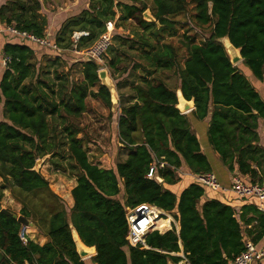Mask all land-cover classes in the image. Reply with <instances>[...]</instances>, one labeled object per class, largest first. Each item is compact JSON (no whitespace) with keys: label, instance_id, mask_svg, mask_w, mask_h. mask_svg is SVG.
<instances>
[{"label":"trees","instance_id":"obj_1","mask_svg":"<svg viewBox=\"0 0 264 264\" xmlns=\"http://www.w3.org/2000/svg\"><path fill=\"white\" fill-rule=\"evenodd\" d=\"M41 1L45 0H5L0 22L43 37L47 20L40 12ZM146 9L154 21L144 19ZM180 15L183 20L177 19ZM108 20L127 31L114 32L118 47L108 48V66L118 74L146 71L143 82L132 87L127 103L120 106L118 141L125 156L110 168L89 160L84 139L77 136L82 128L66 121L86 111L88 97L111 108L110 92L98 77L100 66L84 59L79 63L80 78H70L68 71L55 73L53 84L35 72L29 45L18 41L2 47L7 62L0 76V201L7 187L31 197L20 214L31 219L46 241L39 244L26 234L23 242L21 224L0 212V264H84L71 227L83 244L95 247L91 260L96 264H177L182 257L173 253L180 251L189 264H230L244 249L241 223L250 220L217 198L200 202L205 189L195 180L179 193L171 186L179 181L177 170L183 164L192 173L211 171L189 121L207 117V140L222 162L251 183H264V148L257 132L264 101L239 67L247 66L264 81V0H89L86 9L63 22L54 42L62 48H84ZM81 31L88 35L73 36ZM223 37L240 49V63L231 64ZM129 52L138 61L122 65ZM160 70H173L178 76L177 89L193 100L189 114L176 107L175 88L147 80ZM32 77L35 80L27 84ZM48 117L64 121L58 140L75 169L68 210L41 171L32 169L37 158L59 155ZM150 167L152 177L147 176ZM140 203L170 213L178 232L174 226L165 232L151 230L144 236L145 245H130L126 213ZM168 222L158 219L157 226L163 229ZM256 232L257 237L264 232L263 212Z\"/></svg>","mask_w":264,"mask_h":264},{"label":"rangeland","instance_id":"obj_2","mask_svg":"<svg viewBox=\"0 0 264 264\" xmlns=\"http://www.w3.org/2000/svg\"><path fill=\"white\" fill-rule=\"evenodd\" d=\"M45 1H43V5L45 8L49 9L51 7L49 4L50 1ZM177 19L183 20V15L177 16ZM194 31H196L202 37H205L208 34L205 32H201L197 28H195ZM116 32L118 34L127 33L126 30L124 31L121 28H115V33ZM182 32L183 31L180 30L181 34ZM177 38L179 37H174V40H177ZM112 45L116 48L118 47L117 42L114 43L113 40ZM123 48L126 47L123 46ZM108 50L104 56L103 64L100 65L99 69L106 70L109 77V84H111L114 89L113 98L116 99L117 103L111 106V108L109 109L99 99L88 97L86 99V111L81 116L77 118L69 117L66 121L74 123L82 128V132L78 133L77 136L84 139L83 146L87 150L89 160L94 163L105 164V166H107V163H109L112 167L113 164H115L118 160L123 159L125 156V150L122 148L121 143H119L118 141L117 118L120 113V106L121 104L123 105L127 103V100L132 95V87L137 83L143 82V78L146 76V71L142 68H139L137 70H129L124 74H118V70H115L108 66ZM35 53L37 54L36 57L38 58V60L36 61L35 72L38 73V70L40 71L39 76L41 79H44L47 82H53L54 80V84L56 83L54 74L66 73L67 71L70 75V78L77 79L81 77L79 63L75 61L72 62L74 59L81 57L74 52L67 51L65 53V58L61 57V61H59L58 64L56 63L57 57L55 53L51 52L47 48L45 49L43 47H37ZM132 60L138 61V58L134 56L133 52H129L127 56H124L125 62L122 65L126 64L130 66L132 64ZM239 67L247 68V66L243 64ZM30 79L31 81L35 80L34 77ZM117 80L119 81V83L116 86ZM147 80H155L156 82L162 81L170 88H175L176 90L179 86L178 76L173 70H160L156 74L147 77ZM53 88L55 89L56 87L53 85ZM179 92L180 91L177 90L178 95ZM186 114L189 113L187 112ZM1 118L2 114L0 106V119ZM48 119L50 135H53L56 138V152H58L59 155L53 157L51 153L47 154L48 157L40 166V171L48 180L51 190L59 196L65 208L68 210L73 203L70 191L76 182L75 169L72 168L73 162L71 161V159H69V157L67 156V152L62 146V143L58 140V138L60 137V128L64 121L60 120V117H48ZM208 119L209 117H207L205 120ZM190 120L193 119L190 118ZM55 162L59 163L60 166L55 165ZM1 184L2 180L0 178V186ZM3 193L4 195L0 201L1 207L8 208L10 211L15 212L16 214H20V209L24 204H31V197H26V193H24L19 188L15 189L7 187L4 188ZM34 201L35 198L34 200H32V202ZM160 218H164L163 215H160ZM30 227L31 226L26 227L27 235L30 234V231H27Z\"/></svg>","mask_w":264,"mask_h":264},{"label":"crops","instance_id":"obj_3","mask_svg":"<svg viewBox=\"0 0 264 264\" xmlns=\"http://www.w3.org/2000/svg\"><path fill=\"white\" fill-rule=\"evenodd\" d=\"M4 1L5 0H0V4L4 3ZM49 1H50L49 4L51 6L49 9L45 8L43 5V1H41L40 12L46 16V20H47V26L45 28L44 36L54 41L55 35L57 31L60 29L63 22L67 18L78 14L83 9H86L88 7L89 0H46L45 2H49ZM5 27L6 26L2 22H0V76L5 67L3 63L1 62L3 58L2 47L4 43L21 41L18 39L17 36L12 35L10 32L5 30ZM24 43L29 45V47L33 49L34 53L31 58V62L36 66V61L38 60V58L36 57L37 54L35 52H36L37 47L42 48V46H39L37 44L27 43V42H24ZM50 51L55 53L57 57L56 58L57 64L59 63V61H61V57L65 58V53L67 51L72 52L71 49L62 48L60 46H59V50L57 51L50 50ZM82 60L84 59L76 58L72 62L75 61V62L80 63ZM241 69L243 70V73L246 75L247 79L251 82L254 88L258 91L261 99L264 101V81L258 80L248 68H241ZM30 80L31 79H27L26 83L28 84ZM189 121L191 124L190 125L191 129L196 133V135L199 138L202 152L208 158V161L211 166V171L217 176L221 185L226 188L224 192L205 189L200 202H203L204 200L210 199V198H217L231 205L235 209L237 216L240 214H243V217L245 220L247 219L250 220V221H247L246 223L244 222L241 223L243 241L244 242L252 241L256 243L257 245H261L262 242L264 241V232L261 234V236L257 237L256 228L259 222V213L260 212L264 213V203L261 207H259V205L257 204V200L255 198L253 197L239 198L232 191L229 190V185H230L233 175L239 174V172L237 170H230L222 162L218 153L215 152L209 145L208 140H207V134H206L207 125H208L209 120H189ZM257 132L259 135V145H261L264 148V119L258 120ZM99 165L105 168L111 167V164L109 163H107V166H105V164H99ZM261 169H262V172L264 173V164L262 165ZM177 175L179 176V181L175 185H172L171 189L179 193L180 190H182L185 186H187L189 183L194 181V178H193L194 173H192L190 169L185 164H183L177 170ZM239 175L241 176L243 180L250 181V178L248 176L241 175V174ZM261 178L264 179V176L261 175ZM248 208H251L252 210H249ZM157 209L164 217L160 219L161 221L163 219L169 220L168 226H165L163 229H160V230H164L160 232H165L169 228V225H170L169 229H172V227L174 226L176 231L178 232L179 230L178 223L176 222L174 217L170 213L166 212L165 210L159 207H157ZM253 209L256 211L255 213ZM27 231L28 232L30 231V234H28L27 236H29V238H31L35 242L39 244H43L46 241V237L42 234H39L35 226L33 228L30 227L29 230ZM180 247H181V244H180ZM85 248L90 249V252L87 256L80 257L81 260H83L84 264H96L92 262L91 260V257L95 254V249L90 246H85ZM173 254L182 257V259L177 264H189L184 258L182 251L178 253H173ZM251 264H259V262L254 261Z\"/></svg>","mask_w":264,"mask_h":264},{"label":"built area","instance_id":"obj_4","mask_svg":"<svg viewBox=\"0 0 264 264\" xmlns=\"http://www.w3.org/2000/svg\"><path fill=\"white\" fill-rule=\"evenodd\" d=\"M114 24V20H108L105 23L103 31L92 44L84 48H77L73 44L71 51L79 55L82 59L92 60L100 66L103 64L104 56L112 44V38L115 32ZM5 30L17 36L22 42L37 44L52 51L59 50V46L46 36L39 37L25 30H19L13 25H7ZM81 35H88V32L81 31L74 33L73 36L78 38ZM6 62L7 58L3 55L2 63L4 66ZM147 176H153V167H150ZM193 178L204 189L221 192L226 190L212 171L194 173ZM229 190L239 198H255L259 207L264 203V183H251L250 181L243 180L239 174H235L231 179ZM160 215L162 214L157 207L149 203H140L134 208L127 209L126 220L128 232L126 239L129 244L132 246L138 244L145 245L144 236L147 232L151 230L164 231L160 230L157 226L158 219H162ZM19 236L23 242H26V227H21ZM254 261L259 262V264H264V241L261 245H257L252 241H245L244 249L234 256L231 264H251Z\"/></svg>","mask_w":264,"mask_h":264},{"label":"water","instance_id":"obj_5","mask_svg":"<svg viewBox=\"0 0 264 264\" xmlns=\"http://www.w3.org/2000/svg\"><path fill=\"white\" fill-rule=\"evenodd\" d=\"M143 17L144 19L146 20H149V21H154L155 19L153 18V16L150 14V11L149 9H146L144 12H143ZM225 40H227L229 42V45L228 47L225 45ZM221 42L227 52V55L230 59V62L231 64L233 65H236L238 64L241 60H242V56L240 54V49L239 48H236L228 39V37H223L221 39ZM98 77L101 81V84H103L104 86L107 87V89L109 90L110 92V96H111V102H112V106L115 105L117 103L116 99H114V94H113V86L111 84H109V77H108V74L106 72L105 69H98ZM177 90L180 91V89L178 88ZM177 90H176V95H177V99H178V103H180L182 100H183V105L184 107L183 108H179L177 105L176 107L179 109V111L181 113H187L189 111H191L193 109V100H186L183 96H182V93L180 91V96L177 94ZM48 157V155H43L42 157L40 158H37L35 160V163H34V166L32 167L33 170L35 171H40V166L43 164V162L45 161V159ZM0 212L7 215V216H10L12 218H15L17 220V222L19 224H21L22 227H28V226H31V227H34L35 224L31 221L30 218L24 216V215H21V214H16L15 212H12L10 211L9 209L5 208V207H1L0 209ZM73 231L76 232V230L71 227V232H72V238H73V241L75 243V247H76V251L78 253V255L80 257H85L89 254L90 252V249H87L85 248V244L81 243L80 241H78L75 236L73 235ZM77 233V232H76ZM78 235V234H77ZM79 237V236H78ZM80 239V238H79ZM79 242L82 244L79 245ZM85 245V246H84ZM90 247H93L95 249L94 246H90Z\"/></svg>","mask_w":264,"mask_h":264},{"label":"bare ground","instance_id":"obj_6","mask_svg":"<svg viewBox=\"0 0 264 264\" xmlns=\"http://www.w3.org/2000/svg\"><path fill=\"white\" fill-rule=\"evenodd\" d=\"M225 45L228 47V45H229V42L227 41V40H225ZM181 94H180V92H179V96H180ZM184 103H183V100L180 102V103H178V107L179 108H183L184 107V105H183ZM73 235L75 236V238L78 240V241H80V239H79V237H78V235H77V233L75 232V231H73ZM81 242V241H80ZM79 242V245H81L82 246V242L80 243Z\"/></svg>","mask_w":264,"mask_h":264}]
</instances>
